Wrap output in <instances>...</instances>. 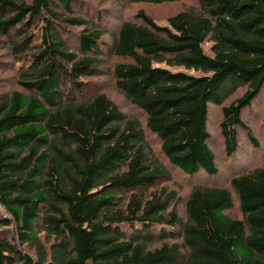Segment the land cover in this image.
Returning <instances> with one entry per match:
<instances>
[{"label": "trees", "instance_id": "1", "mask_svg": "<svg viewBox=\"0 0 264 264\" xmlns=\"http://www.w3.org/2000/svg\"><path fill=\"white\" fill-rule=\"evenodd\" d=\"M82 2L0 0V48L19 86L0 92V264H264V164L237 156L242 131L260 146L244 110L264 91V0H197L168 26L142 7L124 18ZM102 76L145 124L87 88ZM150 134L169 165L203 180L184 217L177 191L159 188L172 172ZM235 198L241 217L228 213Z\"/></svg>", "mask_w": 264, "mask_h": 264}, {"label": "rangeland", "instance_id": "2", "mask_svg": "<svg viewBox=\"0 0 264 264\" xmlns=\"http://www.w3.org/2000/svg\"><path fill=\"white\" fill-rule=\"evenodd\" d=\"M196 4L197 0H182L165 4L142 3L126 8L123 7L121 9L119 8L116 0H83V2L79 6V10H82V12L85 14L86 12H88L91 13V15H94L98 12V10L108 9V12L105 11V13L109 16L112 15L111 13L118 14L119 12H121L124 18H130L132 17L131 15H134L136 11L140 7H142L147 11L149 15L154 18V20L158 24L168 26L169 23L167 19L169 16L175 14L177 11L183 8ZM211 46V42H205L203 44L204 51L209 55H212ZM12 58L13 57L11 53L8 52V49L0 48V92H8L14 88L19 87L16 81V70L11 69L12 67L8 68L10 66V63L13 62ZM170 69L185 70L176 68ZM187 72L193 75L201 74V72L195 70H188ZM89 80L91 81V84H88L87 88L92 87L94 89H100L101 91L107 93L109 98L113 100L123 112L127 113L130 116L140 117L145 124V115L141 112V110L133 106L126 98V96L116 88L115 83L110 76H102L100 78L94 79L91 78ZM243 92L244 90H240L236 97L241 95ZM236 97L230 98L229 102ZM210 115L211 117L209 128L212 133H216V137L211 134L210 144L218 154L217 164L223 170V178H227L230 175L226 166L228 164L229 158L225 154L224 141L220 136V124L223 119L221 108L212 105ZM244 119L249 123V126L255 137L258 139L260 146L255 147L253 144H251L246 135H244V131H242L241 134L243 135V144L247 145L248 147L246 149H241L237 153L238 159L243 164L256 161V163H253L252 166L256 165L257 163L264 164V91L262 95H260L250 107L244 110ZM149 137L152 147L155 149L162 162L167 165L172 172V180L160 181L158 183L159 188L166 186L169 190L177 191L178 197H181L182 199L177 205V210L179 214L184 217L186 215L185 204L192 188L199 183H203V180L199 177L189 178L176 167L169 165V162L160 151V140L153 134H150ZM0 211L2 214H5L4 209L1 208ZM228 213L232 216L241 217V211L237 198H235L234 207L229 210ZM124 228L130 229L129 225H125Z\"/></svg>", "mask_w": 264, "mask_h": 264}, {"label": "built area", "instance_id": "3", "mask_svg": "<svg viewBox=\"0 0 264 264\" xmlns=\"http://www.w3.org/2000/svg\"><path fill=\"white\" fill-rule=\"evenodd\" d=\"M2 207H1V205H0V209H1Z\"/></svg>", "mask_w": 264, "mask_h": 264}]
</instances>
